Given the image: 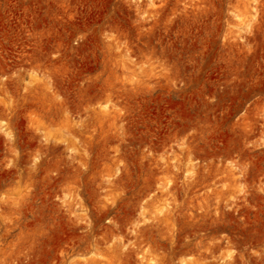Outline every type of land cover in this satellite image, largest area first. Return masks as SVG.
<instances>
[{
    "label": "rangeland",
    "instance_id": "rangeland-1",
    "mask_svg": "<svg viewBox=\"0 0 264 264\" xmlns=\"http://www.w3.org/2000/svg\"><path fill=\"white\" fill-rule=\"evenodd\" d=\"M0 264H264V0H0Z\"/></svg>",
    "mask_w": 264,
    "mask_h": 264
}]
</instances>
